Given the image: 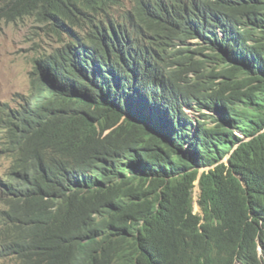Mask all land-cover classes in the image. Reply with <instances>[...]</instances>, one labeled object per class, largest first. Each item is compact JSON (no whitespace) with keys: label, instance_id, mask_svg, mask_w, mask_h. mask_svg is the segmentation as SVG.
I'll list each match as a JSON object with an SVG mask.
<instances>
[{"label":"clouds","instance_id":"9594fccd","mask_svg":"<svg viewBox=\"0 0 264 264\" xmlns=\"http://www.w3.org/2000/svg\"><path fill=\"white\" fill-rule=\"evenodd\" d=\"M80 7L93 30L74 29L76 38L58 27L55 0H0V36L31 22L25 36L36 37H28L34 51L29 91L0 102V264H107L104 253L116 231L95 190L106 181L136 184L146 169L163 173L164 164L187 161L181 158L195 153L189 150L195 134L231 117L230 108L212 102L210 87L258 81L249 79L245 64L262 29L264 0H81ZM240 30L246 35H238ZM41 42L49 49L41 50ZM141 59L147 60L146 71ZM78 84L84 89L73 98L99 94L98 101L79 107L87 114L80 122L82 136L75 134L77 125L67 123L66 106L58 104L67 87ZM157 100L168 105L154 106ZM137 111L143 117H136ZM184 123L190 133L184 149L160 162L137 157L122 137L131 132L139 142L164 150L171 143L165 135ZM232 131L239 140L214 142L190 188L199 231L205 226L215 241L183 237L185 245L168 239L163 223L174 224L179 215L167 202L157 207L156 226L147 228L142 218L125 229L133 246L113 264H159L154 257L161 237L190 249L198 264H264V139L248 143L264 126L252 135ZM221 143L231 146L219 157ZM257 146L255 167L230 166L236 149L250 152ZM211 171L219 186L204 212L201 179ZM230 180L241 196L252 198L234 230H228V220L235 201L224 191ZM213 202L226 205L223 215ZM227 239L232 251L220 253Z\"/></svg>","mask_w":264,"mask_h":264},{"label":"trees","instance_id":"16d2710c","mask_svg":"<svg viewBox=\"0 0 264 264\" xmlns=\"http://www.w3.org/2000/svg\"><path fill=\"white\" fill-rule=\"evenodd\" d=\"M80 1L55 0L61 17L58 27L69 36L76 38L79 35L74 32V29L86 34H90L93 30L92 20L89 14L81 9ZM262 22V29L259 32V37L255 40L250 62L245 64V72L249 75V79L252 80L254 76L258 81L250 85L238 82L210 87L212 90V102L230 108L231 117L227 120H220L216 127L211 130L196 133L191 139L189 146V150L195 153L180 157L181 159L185 158L187 161L175 164L173 167L164 164L165 172L163 173H151L146 169L145 176L141 177L142 181L136 184H131L130 181H106L103 187L95 190V195L102 201V205L109 213V220L113 225V229L116 231L115 235L110 238L104 253V261L107 264H113L122 255L130 253L133 242L126 241L125 229L138 225L142 218L145 220L147 228L156 226L157 207L167 202L172 205L179 215L176 223L172 224L167 221L163 223L168 239L183 243L182 238L187 237L193 243H196L208 237L209 240L215 241L214 237H211L207 232L205 226H203V233L199 231V217L191 213L190 188L197 174L198 166L208 164L211 157L210 149L214 142H234L239 140L234 136L233 128H239L245 134L252 135L264 126V19ZM236 33L240 36L246 35V32L242 30ZM62 55L67 58L68 51L66 50ZM140 61L142 69L146 71L147 60L141 59ZM87 87H85L84 92ZM83 89L84 87L80 84L69 86L58 99V104L67 108L64 114L67 123L77 125L78 129L75 134L80 136L84 133L80 122L87 117V114L79 107L87 104V102L98 101L97 95H99L92 94L85 101L78 97L73 98L74 92H82ZM110 95L114 97V94ZM46 100L48 104H52L50 99ZM166 103L157 100L154 106L168 105ZM240 103L245 104V106L240 107ZM134 114L136 117H143L139 111ZM142 128L144 126H141ZM170 133L172 134L171 137L165 135L166 138H171L170 145L164 144V150L159 151L157 148L153 149L154 145L147 141L140 140V143L136 137L132 136L131 132L129 134L124 132L122 137L130 149L137 153V157L160 162L165 159L167 154L175 150H183L184 144L190 138V133L185 123L175 126ZM256 139H264V133L248 143L251 144ZM258 142L260 141L254 143V146ZM221 146L223 148L220 150L221 154L219 157L231 145L229 143H221ZM260 153V146L250 152L236 149L229 159L230 166L240 169L253 168L258 163ZM260 179L264 182V171ZM230 181L226 182L224 191L229 202L235 201L228 220V230H234L236 228L234 226L235 222L239 220L243 211L248 207L247 202H250L252 198L247 194L241 196L236 183L232 180ZM201 186L203 193L200 203L205 212L207 211L208 200H215V193L219 186L218 177L212 171L209 174H204L201 179ZM132 190L136 191L131 193ZM213 204L214 210L219 215H223L226 205L220 202H213ZM168 239L161 237L158 240L154 257L155 261L159 264H198L196 255L190 249L177 248V244H172ZM231 251L232 241L227 239L221 244L219 252L231 253Z\"/></svg>","mask_w":264,"mask_h":264},{"label":"rangeland","instance_id":"374dc122","mask_svg":"<svg viewBox=\"0 0 264 264\" xmlns=\"http://www.w3.org/2000/svg\"><path fill=\"white\" fill-rule=\"evenodd\" d=\"M30 25L31 22H28L26 26L9 28L0 36V102L19 99L29 91V73L33 68L34 51L28 49L32 43L28 37L36 40L32 34L25 36ZM40 44L41 50L49 49L44 42ZM194 194L197 199V190Z\"/></svg>","mask_w":264,"mask_h":264}]
</instances>
